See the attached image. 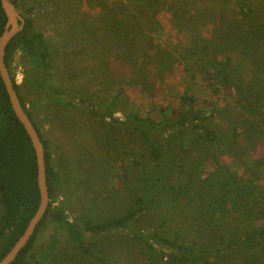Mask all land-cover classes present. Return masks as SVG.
Masks as SVG:
<instances>
[{"label":"trees","instance_id":"trees-1","mask_svg":"<svg viewBox=\"0 0 264 264\" xmlns=\"http://www.w3.org/2000/svg\"><path fill=\"white\" fill-rule=\"evenodd\" d=\"M215 1L232 2L233 17L202 13L203 6L210 7L206 0H94L104 17L108 50L123 60L116 73L106 63L107 84L113 76L115 85L103 108L97 93L75 89L84 96L69 95L57 80L53 50L34 11L23 16L25 28L8 45L6 62L11 69L22 52L28 64L22 84L10 73L45 148L50 204L14 264H124L108 253L109 236L116 233L125 234L116 244L135 254L134 264H264V157H254L264 147V24L255 18L251 0ZM12 2L20 10L19 1ZM162 11L185 41L165 46L156 39ZM208 17L213 29L207 37ZM7 21L0 0V37ZM178 65L191 84L201 82L207 96L186 89L176 104L152 103L145 114L130 103L124 117L116 118L114 108L126 88L152 101ZM84 68L66 63L73 84ZM78 105L109 130L95 141L100 150L120 153L123 191L97 190L91 209L73 212V192L35 114ZM55 118L64 119L57 113ZM225 158L236 161L239 171L224 164ZM103 162L95 170L101 176L105 170L109 183L112 164ZM61 195L67 203L60 202ZM40 202L36 153L0 75V261L25 233Z\"/></svg>","mask_w":264,"mask_h":264},{"label":"rangeland","instance_id":"rangeland-1","mask_svg":"<svg viewBox=\"0 0 264 264\" xmlns=\"http://www.w3.org/2000/svg\"><path fill=\"white\" fill-rule=\"evenodd\" d=\"M18 1L19 11L23 16L30 17L31 10L34 11L33 14L35 15L33 17L36 19V26L45 33L53 50L57 80L60 84L65 85L69 95L77 99L84 96L82 94L79 95L81 92L89 93L91 96L97 93L95 101L98 102L100 107H107L113 99L112 89L115 85H113L115 78L111 76L112 82L110 79L109 81L112 84H107L108 78L106 74L108 67L106 63L112 62V69L115 71L120 70L117 63H123V60L120 59L117 53H110L108 50L106 25L104 17L99 15L100 8L97 6V3L93 2L94 0ZM251 1L255 18L264 24V0ZM90 2H93L92 7L90 6ZM206 2L210 7L203 6L202 11L204 12L201 11L202 13L212 14L216 12L217 14L223 13L228 17H233V9L235 7L232 2L227 4H222L215 0H206ZM160 14L159 21L163 30H161L162 33L160 35H156V39L165 46L169 43L177 45L185 41L184 35L178 37L176 31L173 30L171 24L172 16L166 11H162ZM205 20V27L208 26L209 28L205 29L204 33L208 37L213 29L210 22L212 18L208 17ZM79 51H82L81 58L79 61L73 62L72 57H75L74 54ZM66 63H83L86 67L84 68L85 74L82 78H75V80L77 79L75 84H73L72 77L67 75ZM10 68L12 75L15 77L18 70L22 71L23 81L25 80L28 64L22 52L17 54ZM164 86L165 91L159 96L153 97L152 101L140 95V90L125 87L123 101H120L114 108L116 118L122 119L124 117L126 105L130 103L139 106L145 114L149 112L152 103L165 107L170 103L176 104L179 95L186 89L195 91L199 96H207V91H205L201 82L196 81V83L191 84L188 75L185 74L180 65H178L177 70L165 82ZM69 109L63 110V112L57 108L50 110L43 109L39 114L36 113L35 117L43 137L52 142L56 164L66 174L67 184L73 192L74 201L72 209L75 212L80 209H91L92 195H95L97 190L110 188L116 193H122L123 184L120 178L122 174L120 170L122 157L115 148L108 149L107 152L99 149L95 140L99 139L101 134L104 135L109 131L105 127L101 128L98 125L99 120H93L87 114V110L79 105L75 108L70 107ZM56 113L60 114L67 121L64 119L56 120ZM94 121L96 124H94ZM66 139L68 140L67 150L66 143L64 142ZM108 156L111 159H107ZM117 156L119 158H116ZM254 157L257 159L264 157L263 146L257 150ZM104 160H109L112 164L110 172L113 180L109 183L105 181V174L103 175L105 170L100 171L102 172V176L98 175V172L95 170V167L106 166L105 163L107 161L103 162ZM224 164L231 166L233 170L239 171L237 162L232 160V158H225ZM97 176H101L99 180L95 178ZM116 198L114 196V199ZM60 202L67 203V198L61 195ZM120 235L125 234L116 233L109 236V240L113 246L109 248L108 253L112 259L123 260L124 264H134L135 254L131 255L123 251L121 246L116 244ZM97 240L101 241V239ZM42 241L46 243L48 236H44ZM116 247L119 249L117 250Z\"/></svg>","mask_w":264,"mask_h":264},{"label":"water","instance_id":"water-1","mask_svg":"<svg viewBox=\"0 0 264 264\" xmlns=\"http://www.w3.org/2000/svg\"><path fill=\"white\" fill-rule=\"evenodd\" d=\"M1 4L8 21L4 33L0 37V75L11 101L14 113L26 130L34 147L38 161V182L41 196V202L38 211L30 221L25 233L15 244L12 250L6 255V257L0 261V264H14L34 238L38 227L40 226L48 211L50 198L47 181L45 148L38 130L21 104L19 95L12 80L10 69L6 62V51L8 45L19 33L24 30L26 19L17 9L12 0H1Z\"/></svg>","mask_w":264,"mask_h":264},{"label":"clouds","instance_id":"clouds-1","mask_svg":"<svg viewBox=\"0 0 264 264\" xmlns=\"http://www.w3.org/2000/svg\"><path fill=\"white\" fill-rule=\"evenodd\" d=\"M23 73L22 71L18 70L17 73H16V81H17V84H22L23 83Z\"/></svg>","mask_w":264,"mask_h":264}]
</instances>
